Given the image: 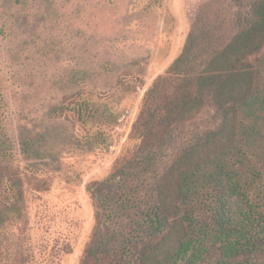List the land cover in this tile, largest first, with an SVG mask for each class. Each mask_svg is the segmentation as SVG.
<instances>
[{"label":"trees","instance_id":"16d2710c","mask_svg":"<svg viewBox=\"0 0 264 264\" xmlns=\"http://www.w3.org/2000/svg\"><path fill=\"white\" fill-rule=\"evenodd\" d=\"M208 9L145 92L112 171L88 184L95 225L80 264H264V0L225 35L227 21ZM85 74L65 81L52 115L70 124L68 146L108 151L119 115L84 92ZM4 111L0 95V264H31L11 228L26 222L27 191L50 190L42 158L55 157L13 138Z\"/></svg>","mask_w":264,"mask_h":264},{"label":"rangeland","instance_id":"374dc122","mask_svg":"<svg viewBox=\"0 0 264 264\" xmlns=\"http://www.w3.org/2000/svg\"><path fill=\"white\" fill-rule=\"evenodd\" d=\"M16 1H18L16 3ZM0 15V95L3 124L19 140H37L48 192L25 197L26 222L11 230L16 248H31V264H80L95 225L87 186L102 180L129 145L145 92L180 55L197 13L208 6L225 32L237 28L251 0H13ZM3 0L0 8L3 11ZM0 11V14L1 12ZM85 72L86 94L119 115L108 150L68 146L72 128L53 118L65 81ZM77 76V75H76ZM88 77V79H87ZM95 97V96H94ZM212 110V109H211ZM213 111L203 120H211ZM205 116V115H204ZM81 133L80 135H82ZM22 167L29 162L19 160ZM30 247V248H29Z\"/></svg>","mask_w":264,"mask_h":264}]
</instances>
